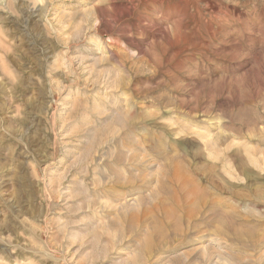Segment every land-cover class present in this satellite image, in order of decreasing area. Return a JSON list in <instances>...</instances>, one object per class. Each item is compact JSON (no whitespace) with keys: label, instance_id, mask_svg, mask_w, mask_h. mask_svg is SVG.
Instances as JSON below:
<instances>
[{"label":"rangeland","instance_id":"1","mask_svg":"<svg viewBox=\"0 0 264 264\" xmlns=\"http://www.w3.org/2000/svg\"><path fill=\"white\" fill-rule=\"evenodd\" d=\"M207 243L264 264V0H0V264Z\"/></svg>","mask_w":264,"mask_h":264},{"label":"bare ground","instance_id":"2","mask_svg":"<svg viewBox=\"0 0 264 264\" xmlns=\"http://www.w3.org/2000/svg\"><path fill=\"white\" fill-rule=\"evenodd\" d=\"M221 229V228H220ZM222 230V229H221ZM150 246V242H146L144 244V248L143 249H149V248H146V247H149ZM206 246H209L208 243L204 246H196L195 248L193 247V249L189 250V252H198L199 254L203 255L206 257V259L208 260L207 263L210 264L212 262V260H218L221 262L222 258H221V255H218V254H214V253H210L209 250L206 249ZM177 251V250H175ZM188 251H183V252H178V253H175L172 258H177V261H175V263H178L179 259L178 258H181L182 260H184L185 262L188 261V257L190 256V253L186 254ZM206 252H209V254H207ZM186 254V255H185ZM171 258V259H172ZM205 259V260H206ZM183 261V262H184ZM187 263V262H186ZM214 263V262H213Z\"/></svg>","mask_w":264,"mask_h":264}]
</instances>
